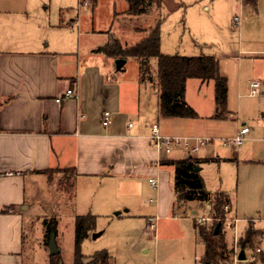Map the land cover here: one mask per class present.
Wrapping results in <instances>:
<instances>
[{"label": "crops", "instance_id": "0c3cea01", "mask_svg": "<svg viewBox=\"0 0 264 264\" xmlns=\"http://www.w3.org/2000/svg\"><path fill=\"white\" fill-rule=\"evenodd\" d=\"M25 1L0 0V264H37L32 257L33 230L47 218L42 208L48 201V173L52 170L73 168L76 173L73 196L65 202L70 204L66 212L73 220L87 214L97 219L113 215L118 220L142 221L148 233L152 218L156 224L152 237H163V222L182 218L175 215L173 178L169 175L174 174V167L162 162L193 156L181 150L158 153L150 141L149 125L156 121L162 136L202 137L186 135L188 121L224 119L215 118V100L209 112L199 116L188 100L187 89L193 83L196 89L207 87L214 93L213 81L186 82L185 101L198 118H161L155 77L152 84H142L138 69L134 75L124 68L116 71V59L97 52L110 39L111 29L105 33L93 28L82 31L78 14L51 15L46 8L24 6ZM99 34L105 35L104 39L94 41ZM67 90H72L74 97L57 103ZM227 100L228 80L225 113ZM105 111L112 114L108 128L101 126ZM175 152L182 156L175 157ZM207 159L212 161L198 159L202 161L198 168L209 163L204 161ZM150 179L155 186L149 184ZM140 180L152 189L149 199L141 196ZM61 199L64 201V196L57 207ZM41 211L43 218L33 221ZM58 212L52 217L56 222ZM261 226L257 228L263 231ZM43 229L38 248L49 264ZM258 238L261 235L255 240ZM157 255L155 245L156 260Z\"/></svg>", "mask_w": 264, "mask_h": 264}, {"label": "rangeland", "instance_id": "374dc122", "mask_svg": "<svg viewBox=\"0 0 264 264\" xmlns=\"http://www.w3.org/2000/svg\"><path fill=\"white\" fill-rule=\"evenodd\" d=\"M255 1V7H252L247 0H159V8L152 4L139 15L128 14L127 0L25 1L24 6L46 8L51 15L59 12L78 14L82 31L93 28L95 32L105 33L111 29L113 34L110 38L128 45L139 42L157 26L162 55L214 56L218 60L220 74L228 80V113H225L224 120H190L184 127L186 135L213 140L201 147L193 158L212 159L200 167V174L208 192L223 191L228 196L230 204L224 207L223 216L213 219L207 204L189 202L175 209L176 218L182 219L164 221L161 227L164 236L154 234L155 238L151 231L145 232L142 221L118 220L113 215L110 218L95 217L94 231L80 247L83 256L89 257L104 250L113 264H204V249L194 231L195 221L198 227L212 231L220 224L218 231L223 233L231 252L218 264H238L235 258L240 250L237 242L245 229L249 224L255 227L263 225L264 231V0ZM235 18L239 20L238 26H234ZM104 36L99 34L94 41L98 42ZM126 61L124 71L134 75L138 69L137 62L132 58ZM151 66L154 75L156 60ZM249 81L262 83L261 94L250 95ZM140 82L146 84L147 81L142 79ZM209 93L207 87L199 90L193 83L187 89L188 100L201 117L209 112L211 102L214 103L215 93ZM243 126L249 128L248 140L240 147L224 146L223 142L235 137ZM174 155L182 156L178 152ZM169 175L173 178V172ZM48 176L50 186L46 194L48 201L42 208L44 217L50 219L59 210L56 245L63 264H73L74 220L66 212L70 210V204L66 203L74 193V187H70L73 178L56 170L50 171ZM139 183L142 198L149 199L152 189H147L144 180ZM62 196L64 201L61 199V206L57 207ZM38 216L33 221L43 218L42 211ZM233 220H237L236 223ZM42 229L41 223L34 225L32 257L37 264H47L37 242ZM96 232H102V235L93 240L91 235ZM261 237V242L254 240V244L264 250V233ZM155 245L158 246L157 260ZM246 256L249 258L252 252L246 251Z\"/></svg>", "mask_w": 264, "mask_h": 264}, {"label": "trees", "instance_id": "16d2710c", "mask_svg": "<svg viewBox=\"0 0 264 264\" xmlns=\"http://www.w3.org/2000/svg\"><path fill=\"white\" fill-rule=\"evenodd\" d=\"M129 4L128 14H144L152 4L158 8L159 0H127ZM255 7V0H247ZM107 57L114 59H134L138 64L140 81L145 79L153 83L152 61L156 60L155 87L158 98V115L161 118H198L196 112L185 101V85L189 79H197L201 82L213 81L215 103L218 113L215 118L224 119L227 99V79L220 74L218 60L214 56H167L160 53V32L157 26L151 28L139 42L128 45L121 43L115 38H110L106 44L97 49ZM210 161V160H204ZM203 161V162H204ZM202 161L193 157H187L177 161H163L162 165L173 166V191L175 195V208L189 202L205 203L209 206L211 218L220 219L224 207L229 205L228 196L224 192L214 195L209 193L203 179L195 168ZM62 174L71 175L73 180L76 173L73 168L58 170ZM68 179V177H65ZM71 189L74 187L72 182ZM57 222L55 218H44L42 226L45 231L44 244L47 245L51 230L56 232ZM95 216L87 214L76 216L74 219L73 238V264H113L111 257L106 251L94 253L86 257L80 253V247L89 234L94 231ZM195 232L200 239L204 254V264H218L220 260L230 253L225 243L224 235L218 231L217 235L211 229L206 230L194 225ZM263 234L261 229L253 224L245 229L237 244L240 250L255 252V238ZM264 264V252L255 254V260L239 262L238 264ZM49 264H63L60 254L49 256Z\"/></svg>", "mask_w": 264, "mask_h": 264}, {"label": "built area", "instance_id": "2783aa9c", "mask_svg": "<svg viewBox=\"0 0 264 264\" xmlns=\"http://www.w3.org/2000/svg\"><path fill=\"white\" fill-rule=\"evenodd\" d=\"M234 26L239 25L238 18L234 20ZM249 90L251 96H257L261 94L262 90V83L260 81H249ZM74 97V92L72 90H67L64 94L63 98L56 99V102H61L64 98L70 99ZM112 123V114L108 111H105L101 115V126L103 128H108ZM132 125L130 124L129 127ZM150 141L153 144L154 149L159 153L164 155H169L174 150H181L186 153L187 156H194L196 155L201 147L207 146L213 142V140L209 138L203 137H182V136H162L159 134L158 124L156 121L150 122ZM249 128L243 126L240 128L235 137L230 140L223 142L224 146L227 147H240L243 143L247 140L246 136L249 134ZM6 175L12 176V173H8ZM149 184L151 186H155V181L153 179L149 180ZM152 201L150 200V203ZM237 220L234 222L236 223ZM154 229V219L150 218L148 220V230L151 231ZM258 243L261 242V238H258ZM237 241V240H236ZM236 241H234L236 243ZM261 253L260 247L257 245L255 248V254ZM237 260V254L235 256ZM247 261H254L255 256H250L246 259ZM238 261V260H237Z\"/></svg>", "mask_w": 264, "mask_h": 264}, {"label": "water", "instance_id": "95a60500", "mask_svg": "<svg viewBox=\"0 0 264 264\" xmlns=\"http://www.w3.org/2000/svg\"><path fill=\"white\" fill-rule=\"evenodd\" d=\"M126 64V60L125 59H116L114 61V65H115V70L116 71H121L124 66ZM195 171L198 172L200 171V168H195ZM115 215H118V213H115ZM220 228V224H218L216 227H215V230H214V234L217 235L218 233V230ZM102 235V232H96V233H93L91 235L92 239H97L98 237H100ZM56 234L54 232V230H51L50 231V234H49V240H48V244H47V249H48V252H49V255L50 256H56L59 254V250H58V247L56 245ZM237 260L238 262H245L246 261V256H245V252L243 250H240L239 251V254H238V257H237Z\"/></svg>", "mask_w": 264, "mask_h": 264}]
</instances>
